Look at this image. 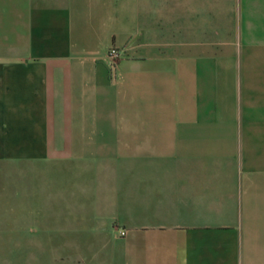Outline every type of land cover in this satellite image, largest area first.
Segmentation results:
<instances>
[{"label": "crops", "instance_id": "crops-1", "mask_svg": "<svg viewBox=\"0 0 264 264\" xmlns=\"http://www.w3.org/2000/svg\"><path fill=\"white\" fill-rule=\"evenodd\" d=\"M4 247L264 264V0H0Z\"/></svg>", "mask_w": 264, "mask_h": 264}, {"label": "built area", "instance_id": "built-area-1", "mask_svg": "<svg viewBox=\"0 0 264 264\" xmlns=\"http://www.w3.org/2000/svg\"><path fill=\"white\" fill-rule=\"evenodd\" d=\"M124 55V49L119 48L116 46H110L107 52V60L109 68L112 72H114L116 64L118 61L122 58ZM118 235L123 236L126 233V230L124 228H118L117 229Z\"/></svg>", "mask_w": 264, "mask_h": 264}, {"label": "rangeland", "instance_id": "rangeland-1", "mask_svg": "<svg viewBox=\"0 0 264 264\" xmlns=\"http://www.w3.org/2000/svg\"><path fill=\"white\" fill-rule=\"evenodd\" d=\"M12 252H13V248L12 247L0 248V255H5V257H6L5 264H11L10 260L8 259V256H11ZM8 260H9V262H8ZM38 264H43V262L42 263L38 262Z\"/></svg>", "mask_w": 264, "mask_h": 264}]
</instances>
